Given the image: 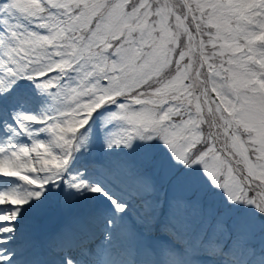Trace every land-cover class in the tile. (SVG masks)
<instances>
[{"label": "snow or ice", "instance_id": "snow-or-ice-1", "mask_svg": "<svg viewBox=\"0 0 264 264\" xmlns=\"http://www.w3.org/2000/svg\"><path fill=\"white\" fill-rule=\"evenodd\" d=\"M42 5L43 0H0V166L11 173L0 171V178L22 182L0 190V264L13 260L6 245L15 239L24 206L41 200L48 186L64 182L86 126L107 105L117 106L108 123L121 124L109 134L108 148L159 140L170 153L164 159L146 155L143 167L150 171L134 172L131 194L142 203L139 222L150 228L165 202L175 214L202 221L196 236L175 222L163 226L182 246L168 249L164 264H200L203 256L227 255L228 240L231 251L254 254L249 241L257 230L264 232V223H257L264 217V0H128L127 13L141 22L175 20L184 32L155 83L139 87H134L138 64L120 41L102 55H85L83 46L71 55L60 48L35 50L45 40L34 23ZM105 62L112 63L110 71L100 68ZM25 80L51 98L52 111L42 116L22 111L28 100L19 85ZM33 125H43L40 131L51 139L20 143L21 135L34 137ZM201 166L207 183L191 174ZM180 167L184 174H178ZM157 181L170 189L165 200L155 198ZM67 183L77 192L104 196L119 213L128 207L82 176L69 175ZM212 189L224 200L214 198ZM239 206L253 210V218L237 216ZM95 222L115 224L102 217ZM80 236L57 241V250L75 243L84 257H93L87 230ZM65 264L80 262L68 256ZM99 264L112 261L105 253Z\"/></svg>", "mask_w": 264, "mask_h": 264}, {"label": "rangeland", "instance_id": "rangeland-1", "mask_svg": "<svg viewBox=\"0 0 264 264\" xmlns=\"http://www.w3.org/2000/svg\"><path fill=\"white\" fill-rule=\"evenodd\" d=\"M132 2L134 3L135 0ZM127 3L128 0H43L42 6L45 14L40 13L34 23L36 34L44 37L45 40L36 44L35 50L56 51L57 48H60L69 50V55H71L72 50L79 51L83 46L85 55L96 52L102 55L111 48L112 44L120 41L119 46L124 47L138 64L139 71L134 76L139 83H134V87H139L147 81L155 83L156 77L167 67V62L174 57L175 49L179 46L177 41L184 35V32L175 20H160L155 24H150L148 21L141 22L136 16L127 13ZM49 8L52 11L49 12ZM248 11L251 9L245 10V14ZM57 13H67V16L57 15ZM239 14L237 12V15ZM41 16L44 18L41 19ZM68 17L71 19L69 20ZM65 20H67L66 24ZM69 33H74L71 39ZM76 37H79V40L73 45L71 40ZM47 40H51L52 43H47ZM129 41L135 43L129 44ZM100 68L110 71L112 63L105 62L100 65ZM67 71L71 72L72 69L68 68ZM19 91L27 98L28 102L32 98L39 101L38 108L33 103L28 105L27 102L22 111L42 116L47 112L45 111L47 106L53 109L51 98L47 94L41 93L31 81H22ZM45 106L46 108H44ZM115 111H117L116 105H107L93 115L84 130L83 137H81L82 147L73 154L64 182L48 186L46 190L51 194L45 192L44 197L39 200L43 206L40 215L47 217L46 225L38 228L34 224L33 207L39 201L33 200L30 205L24 206L25 223L27 225L33 223L35 227L32 229L26 227L25 230L36 236L39 232L46 234L57 228L66 229L68 220L78 221L84 211L104 209L109 211V215H114V221L115 217L122 218L121 230L127 229L129 232L136 233V237L141 239V243L136 247H148L150 256L158 257L159 262H164L165 256L162 252L166 253L168 249L172 248L176 240L163 230V226L175 222L178 229L186 226L190 235L196 236L202 228V221L175 214L170 202H165L159 210L156 223L150 228L139 222L137 217L142 212V203L139 198L131 194V187L135 179L134 172L148 173L150 171L143 167L146 155L164 159L170 153L159 140L148 143L137 141L132 148L124 146L108 148L109 134L121 126L119 122L108 123L109 114ZM42 127L43 125H33L34 137L21 135V140L28 145L32 143L33 138L49 141L51 137L47 132L40 131ZM184 172L183 167L178 169V174H184ZM191 174L207 183L202 166L197 167ZM69 175H79L91 183L103 185L121 203L127 204L126 211L124 213L117 212L111 201L102 195L70 189L67 183ZM18 181L10 179L7 188L14 184L18 185ZM157 183L158 192L155 198L165 200L170 189L168 185L160 181ZM209 187L211 186L209 185ZM56 193L60 195L58 201L52 196ZM211 194L217 200H224V196L218 190L212 189ZM53 200H56L57 203L51 205ZM68 205L72 206L69 208ZM235 211L237 216L253 218V210L246 206H239ZM257 223H264V217H259ZM234 238L235 231L233 230ZM224 243L227 255L215 258L203 256L200 258V263L259 264L261 257H264V232L259 230L249 241V247L254 249V254L231 251L232 240ZM175 249L179 250L180 248Z\"/></svg>", "mask_w": 264, "mask_h": 264}, {"label": "bare ground", "instance_id": "bare-ground-1", "mask_svg": "<svg viewBox=\"0 0 264 264\" xmlns=\"http://www.w3.org/2000/svg\"><path fill=\"white\" fill-rule=\"evenodd\" d=\"M38 102V99L32 98L31 101L28 102V105L30 103H33L35 107L38 108ZM44 108H46V106ZM45 111H52V108L50 106H47ZM6 138L7 137H4L5 140ZM19 142L25 144V142L22 141L20 137ZM0 171L8 172V174H11L9 170L5 169L3 166H0ZM9 180L10 179L0 178V190L7 188ZM18 183V185L14 184L13 186H20V184H22L19 181ZM100 211H102L103 213L102 218L104 221H112L114 219V215H109L108 210H87L84 211L80 215L78 221H76L77 224L75 226L78 227L77 231L80 232L81 229H86L87 234H89L88 232L92 231L95 233L96 229H94V225L96 222H93V219L95 218V216L97 217L99 215ZM25 212L26 211L23 208L21 216L17 221V232L15 234V239L12 240L8 245H6L10 253L19 252V254H16V256L13 257L11 264H29V260H27V258L30 255L31 251L39 249L40 246L46 248L49 244L44 243L43 239L39 238L38 236L31 237L30 232L28 230H25L27 227L25 219L23 218ZM121 221L122 218L115 217L116 223L114 225L111 223H100L102 230H99L95 235L89 237L91 240V242L89 243V249L91 248V245L94 244L97 249L100 247L101 250L104 251L99 257L97 256V254H95L91 258H87L84 256L76 258L80 262V264H93V261H95L96 264H99L100 259L105 255V253L111 259L112 264H126L130 262V253H135V249L138 250L142 248L144 249V253L147 254V249L145 247H136V245L141 243V239L136 237V233L129 232L127 236L122 234ZM74 233L76 234V232ZM50 234L53 235L54 233ZM94 246L92 247L94 248ZM172 247H179L181 249L182 246L178 241H175ZM136 263L139 264V261Z\"/></svg>", "mask_w": 264, "mask_h": 264}, {"label": "trees", "instance_id": "trees-1", "mask_svg": "<svg viewBox=\"0 0 264 264\" xmlns=\"http://www.w3.org/2000/svg\"><path fill=\"white\" fill-rule=\"evenodd\" d=\"M43 14H45V12H43ZM41 49V48H40Z\"/></svg>", "mask_w": 264, "mask_h": 264}]
</instances>
